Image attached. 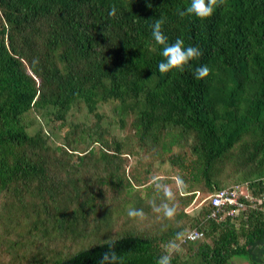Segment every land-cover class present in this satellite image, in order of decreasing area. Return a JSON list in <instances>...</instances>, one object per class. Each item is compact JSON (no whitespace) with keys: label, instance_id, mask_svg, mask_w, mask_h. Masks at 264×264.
I'll use <instances>...</instances> for the list:
<instances>
[{"label":"trees","instance_id":"obj_1","mask_svg":"<svg viewBox=\"0 0 264 264\" xmlns=\"http://www.w3.org/2000/svg\"><path fill=\"white\" fill-rule=\"evenodd\" d=\"M190 3L0 0V198L8 205L0 204V224L20 227L24 217L39 241L40 222L47 226L52 218L53 239L69 235V244L51 264L106 247L103 240L67 252L75 227L84 237L100 216L107 229L111 203L119 208L124 193H133L130 208L144 213L153 203L179 208L172 219L162 215L158 225L110 238L133 241L117 251L123 264H156L173 243L171 264H229L249 259L247 245L264 238L262 207L216 221L206 199L229 187L264 193V0H225L203 20L180 15ZM160 18L167 44L182 38L202 51L184 71L158 69L164 45L151 33ZM203 65L210 73L196 79ZM75 110L90 123H73ZM37 119L57 122L56 132L68 128L60 143L49 144L41 126L31 130ZM142 157L148 167L182 171L175 201L163 196L145 206L137 198L139 189H149L145 178L124 169L128 159ZM195 193L202 202L184 212ZM192 231L200 237L184 240ZM41 258L31 264H44Z\"/></svg>","mask_w":264,"mask_h":264},{"label":"rangeland","instance_id":"obj_2","mask_svg":"<svg viewBox=\"0 0 264 264\" xmlns=\"http://www.w3.org/2000/svg\"><path fill=\"white\" fill-rule=\"evenodd\" d=\"M101 110L105 113H108L107 108H103ZM69 118L75 124L76 122H87V124L90 123L85 116H83L79 111L76 110L73 111ZM40 126L45 131L49 132V144L52 145L60 143V136L65 132V130L68 129L66 128L64 130H61L60 132H56L54 127H57V122H47L46 124H44L43 121L37 119L31 130L35 131ZM122 133L123 132L118 133L117 131L112 132V134H114L115 136H121ZM126 134L127 131H124V135ZM77 155H81V152L79 151ZM76 161L77 159L74 157L72 159V162ZM149 161L150 160H148L146 157H142L139 162L130 158L128 159L124 169L126 175L134 174L140 180L145 178L144 186H147L149 189H139V192L137 193V198H141L145 206L148 204V202L152 201L153 198L163 197L164 191L167 189H171L174 193V196H176L179 192V188L176 185V178L180 177V173H182V171L178 170L177 168L157 167L155 162L152 163L151 167H148L147 163ZM146 171H149V173H146ZM186 174L187 172L183 173V175ZM157 182H159V187H157ZM239 190L241 193L245 191L243 188H240ZM117 198L120 202V207H125L122 211L123 213L121 214L118 212L120 207L117 208L113 203H111L112 208L110 210L111 214L109 217L110 225L107 227V229L101 228V225L103 223L98 221L100 219V216H96L98 222H92V224L85 231L84 237L78 234V228L75 227V230L71 232L72 244L70 245L72 246L68 249L67 252H73L81 246H88L99 241L110 239L120 234L121 232L132 228L145 229L151 227L154 224L158 225L159 223H162V214L153 212V210L151 209H147V212H145L146 218L143 220H141L140 218H130L128 216V210L130 209V205L134 201L133 193H124L120 196H117ZM201 198V195L195 193V201L184 208L183 211L190 212V214H192V212L194 211L191 210H194V208L202 202ZM4 200L5 197H1L0 204L1 202H3V205H5ZM5 206L7 207L8 205ZM175 208L178 209L179 205H175ZM39 218H36V224H38L40 220ZM25 221L26 220L24 217L19 218L20 227L15 224H9L11 225L9 226V230L8 228L4 229V227L0 224V264H31L32 260H39L41 256H45L44 259L41 258L42 261H45L44 264H51L52 261L56 258V254L61 251L63 243L69 244V235L67 239L64 240V242H62V237H56L55 239H53L54 235L56 236V229H54L55 223L51 218L49 220L47 219V226L40 222L38 230L39 232L37 233L40 240L37 241V239L33 235V228L29 226V230L26 231L28 226L24 224ZM75 242H78L79 244L82 243L84 245L76 246ZM185 252L186 250L184 249V246H180L177 251V255L180 258H183L185 256ZM229 264L252 263L246 257H234L231 259Z\"/></svg>","mask_w":264,"mask_h":264},{"label":"clouds","instance_id":"obj_3","mask_svg":"<svg viewBox=\"0 0 264 264\" xmlns=\"http://www.w3.org/2000/svg\"><path fill=\"white\" fill-rule=\"evenodd\" d=\"M225 4V0H191L190 6L187 7L185 11L180 13L181 16L186 14L195 15L199 19H206L213 15L216 8ZM116 9L113 7L109 12L110 16H114ZM165 23L163 18L157 19L152 25V37L155 42L159 45H164L162 55L165 58L164 61L159 63L158 69L161 73H167L172 69H177L184 71L186 66H190L189 62L192 60L199 59L202 56V51L196 46L185 47L184 40L182 38H177L174 43L167 44V37L162 31V25ZM210 73V69L206 66H200L195 68L194 76L196 79H203L207 77ZM176 185L178 188H183V181L177 177ZM159 182H157V187H159ZM164 198L167 201H173L175 199L174 193L171 189L164 191ZM153 212L161 213L164 218L172 219L176 214V208L174 205L165 203L161 207L151 204ZM128 216L130 218H140L145 219V213L142 209H129ZM178 239L180 234H178ZM116 240L108 239L106 240V250L100 254V259L98 264H123V259L116 252ZM177 250V246L169 244L166 246V254L160 256L156 264H171V253Z\"/></svg>","mask_w":264,"mask_h":264},{"label":"built area","instance_id":"obj_4","mask_svg":"<svg viewBox=\"0 0 264 264\" xmlns=\"http://www.w3.org/2000/svg\"><path fill=\"white\" fill-rule=\"evenodd\" d=\"M239 189L229 187L207 196L206 199L209 200L211 206L208 217L220 221L222 216L235 217L245 208L255 209L262 207L261 209L264 210V193L253 196L245 191L241 193ZM199 237L200 235L196 231H192L184 240H196Z\"/></svg>","mask_w":264,"mask_h":264},{"label":"water","instance_id":"obj_5","mask_svg":"<svg viewBox=\"0 0 264 264\" xmlns=\"http://www.w3.org/2000/svg\"><path fill=\"white\" fill-rule=\"evenodd\" d=\"M131 240H122L116 243V252L130 244ZM106 250V247L74 255V261L64 264H98L100 254Z\"/></svg>","mask_w":264,"mask_h":264},{"label":"crops","instance_id":"obj_6","mask_svg":"<svg viewBox=\"0 0 264 264\" xmlns=\"http://www.w3.org/2000/svg\"><path fill=\"white\" fill-rule=\"evenodd\" d=\"M246 250L252 264H264V238L248 244Z\"/></svg>","mask_w":264,"mask_h":264}]
</instances>
